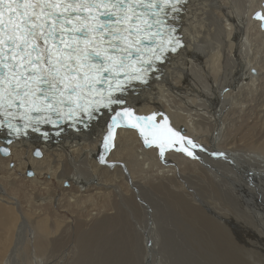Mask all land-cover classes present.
<instances>
[{"label": "bare ground", "instance_id": "6f19581e", "mask_svg": "<svg viewBox=\"0 0 264 264\" xmlns=\"http://www.w3.org/2000/svg\"><path fill=\"white\" fill-rule=\"evenodd\" d=\"M263 1L189 0L174 15L185 46L159 66L158 77L129 88L124 106L113 107L116 111L129 107L139 116L156 114V123L167 117L170 127L196 144L194 136L207 134L203 150H194L204 168L175 149H166L161 157L155 145L145 146L136 129L124 126L116 128L113 146L105 150L103 138L114 111L102 112L87 129L75 132L65 128L51 138L55 143L43 142L35 133L9 139L6 131H0V149L7 150L6 156L0 154V264H62L54 255L57 239H50L55 232L50 229L49 215L63 216H59V201L66 190L64 181L71 184L66 205L79 206L82 217H99L94 221L96 227L109 217L123 219H116L117 235H134L127 230L124 217H146V232L130 224L143 234H151V217H188L191 233L212 241H204L203 253L193 247L190 260L179 258L180 264H264V174H260L264 173V22L261 27L262 21L251 17L255 10L264 14ZM250 118L255 123L248 128L249 149L235 150L236 142L243 144L236 136L237 128ZM229 119L235 134L221 144ZM217 144L225 149H218ZM35 150L40 151V157L33 156ZM102 156L104 163H100ZM186 162L193 168L186 167ZM25 170L31 172L26 175L30 178L24 176ZM6 184H22L44 195L23 206L18 193L10 192ZM103 200L111 202V211L104 204L98 207ZM49 202L57 206L52 212L44 208ZM162 203V216H157ZM88 208H92L90 213L83 215ZM64 211L75 217L71 210ZM232 214L240 216L242 226ZM249 230L255 238L249 236ZM108 240L114 243L110 237ZM199 241L198 246L203 239ZM81 243L84 247L89 244ZM145 244L143 249L149 253L146 240ZM100 255L94 264H110L108 257ZM120 258L114 261L118 264ZM78 259L72 264L84 260Z\"/></svg>", "mask_w": 264, "mask_h": 264}, {"label": "snow or ice", "instance_id": "6c2138e0", "mask_svg": "<svg viewBox=\"0 0 264 264\" xmlns=\"http://www.w3.org/2000/svg\"><path fill=\"white\" fill-rule=\"evenodd\" d=\"M183 2L0 0V127L17 136L29 128L40 132L41 125L87 127L108 110L115 114L103 138L105 150L113 146L116 128L124 126L136 129L161 157L175 149L196 159L194 150L201 146L170 127L167 117L156 123V114L113 108L125 105L123 94L135 82L147 84L158 62L181 47L168 20ZM255 18L264 22L260 12Z\"/></svg>", "mask_w": 264, "mask_h": 264}, {"label": "rangeland", "instance_id": "374dc122", "mask_svg": "<svg viewBox=\"0 0 264 264\" xmlns=\"http://www.w3.org/2000/svg\"><path fill=\"white\" fill-rule=\"evenodd\" d=\"M257 6L254 5L253 9H255ZM252 10V6L250 8ZM256 11V10H255ZM254 11V12H255ZM253 16V14H252ZM251 16V17H252ZM254 19V18H253ZM256 20V19H254ZM264 29V28H263ZM262 30V29H261ZM136 93H134V95H136ZM263 112H264V108H263ZM264 114V113H263ZM171 118V117H169ZM253 120V118H250L249 120L247 119H244L245 123L243 125L240 126V128L238 129L237 128V138L238 140H243V144L242 142H236V146H235V150H240L242 152H245V151H248L249 149V146H250V141H249V131H248V128L251 127L255 121L251 122ZM226 129H228L227 132L222 133V140L220 141L221 144L222 143H227L229 141V137L231 136H234V132L232 131L233 127L231 126L230 124V119L228 120L227 122V127ZM252 132V130H251ZM223 134L225 136H223ZM227 134V135H226ZM207 134H204L202 135L203 137L202 138H199L200 136L199 135H196L194 137H197L196 141H198L199 143L197 145L203 147V144L204 145H207V139L205 140V136ZM189 136V135H188ZM201 143V144H200ZM57 145V144H55ZM215 146V145H214ZM57 147V146H56ZM217 148L220 149V150H224L225 148H223L222 146H220L219 144H217ZM2 157V156H1ZM4 158V157H3ZM6 158V157H5ZM196 161V164L197 166L199 167H202V164L200 163V161L198 159H195ZM194 161V162H195ZM12 161H10L9 163V167L11 166ZM253 165H256L258 166V164L255 163V161L253 160ZM185 166L186 167H190V169L193 168V166L191 165H188V162L185 163ZM197 166H195L197 168ZM257 168H260V167H257ZM26 171V170H25ZM25 171H24V176L26 178H30L28 176H26L25 174ZM260 174H264V173H260ZM71 185L69 182L67 181H64L63 184H62V187L63 188H66V190L64 191L59 203V207H60V212H59V216L61 214H63L62 217H58L55 218L53 217L52 215H49L50 218H49V223H50V229L53 230L54 233H52L53 236H50V239L52 238L53 239H57L56 242H55V245H54V250L53 251H56L54 252V255H55V258L58 259V261L61 260V263L62 264H72V262H75L76 259L80 260L81 258H83L84 260L81 261V264H94V261H98V258L99 255L101 256V258L103 257H108L106 258L105 260L107 261V263H110V264H117V262H115L114 260L116 259H119L120 257V260H119V263L118 264H180L181 262V259L184 258V262L185 261H189L191 256L193 255V247L196 249L197 252H204V250L206 248H204V244L206 242V239L207 241H209L208 239L211 240V238L209 237H206L204 236L202 238V236L200 235H194L192 232V225H191V220L188 218V217H151V227L153 229H151V234L147 232V234H143L142 232H139V230L137 229V227H132L130 224L132 225H138L141 230H144V232H146V217L145 218H139V219H135V217H124L125 221L127 224H129V226H127V230L130 229V232L134 235H123V232L119 233L118 235L116 234V227L117 224L116 223V219L117 220H120L121 217H109L107 219V221H105L106 223L103 225V226H95L96 223H97V220L99 217H91L93 215H90L89 217H82L81 215V211H80V207L79 206H76L75 204L73 205H66L68 204V199H67V194L69 193L68 192V189L70 188ZM251 185V184H250ZM8 189L11 188V190H9L10 192L12 193H18L22 203H23V206L27 204H31L32 205V202L34 203V201H37V199H39V197L43 196L44 194H39L40 192L38 190L34 191L32 190L30 187H26L25 185H22V184H16V186L14 187H10L8 184L5 185ZM13 189V190H12ZM20 189V190H19ZM29 189V190H28ZM55 189L53 186H52V189L51 191H55L53 190ZM25 191V192H24ZM67 191V193H66ZM31 196V197H29ZM45 193V192H44ZM63 199V200H62ZM24 201H25V204H24ZM29 201V202H28ZM67 201V202H66ZM101 205L99 204L98 207H102L103 206H106L107 207V211L108 210H112V207L109 206L111 205V202L108 201V200H103V201H100ZM109 204V205H108ZM36 206V205H35ZM45 207V210H54L55 207H57L56 205L52 204L50 206V202H49V205H44ZM62 206V207H61ZM65 206V207H64ZM67 206V207H66ZM79 207V208H78ZM90 207V206H89ZM236 207V210L237 211H240V208L238 205H235ZM164 208V203H162V209L158 212L157 216H162V210ZM65 209H68V211H74L70 213H72L75 217H70L65 213ZM79 209V210H78ZM87 209V208H86ZM92 208H88V212H84L83 215L85 213H90V210ZM62 211V212H61ZM115 211V210H114ZM52 212V211H51ZM79 212V213H78ZM226 214L229 215V213L227 212V210L225 211ZM66 215H65V214ZM95 213V212H93ZM108 213V212H107ZM53 214V213H52ZM55 214V213H54ZM78 214V215H77ZM55 215H58V214H55ZM233 216H230L234 219L237 218V220L239 219V221L241 220L236 214H232ZM236 216V217H235ZM238 216V217H237ZM66 217V218H65ZM63 218V219H62ZM51 219V220H50ZM62 219V220H61ZM85 219V220H84ZM150 219V218H149ZM55 220V221H54ZM64 220V221H63ZM84 220V221H83ZM96 220V221H95ZM104 220V219H103ZM123 220V219H121ZM128 220V221H127ZM136 222H135V221ZM56 221H58L57 223H55ZM82 221V222H81ZM96 223H95V222ZM132 221H134L132 223ZM243 221V220H242ZM242 221H240V224L236 221H233L232 223L234 225H243L242 224ZM52 222V223H51ZM84 222V223H83ZM129 222V223H128ZM186 223V224H185ZM53 224V226H52ZM62 224V225H61ZM83 224V225H82ZM92 224V225H91ZM94 225V226H93ZM63 228H62V227ZM83 226V228H82ZM93 226V227H91ZM107 226V227H106ZM89 227H91L89 229ZM103 227H104V231H103ZM144 228V229H143ZM66 229V230H65ZM84 229V230H83ZM89 229V230H88ZM101 229V230H100ZM59 230V231H57ZM61 230V231H60ZM86 233H83V231ZM100 230V231H99ZM155 230V231H154ZM63 231V232H62ZM78 231V232H77ZM64 232H66L64 234ZM135 232L137 234H135ZM255 232V231H254ZM248 234L249 236H252L253 238H255L254 235H252L251 231L249 230L248 231ZM123 235V236H122ZM150 235V236H149ZM56 236V237H55ZM148 236V237H146ZM198 236V237H197ZM63 237V238H62ZM77 237H79L77 239ZM109 237L111 239L114 240V243L113 244H110V240ZM124 237V238H123ZM130 239H129V238ZM196 237L197 240H193L194 238ZM81 238V239H80ZM104 238V240H103ZM108 238V239H107ZM250 238V237H249ZM59 239V240H58ZM93 239V240H92ZM194 242V244L191 242V240ZM203 239V242L202 244L200 243L199 246L197 245L200 241L199 240H202ZM205 239V240H204ZM67 240V241H66ZM82 240H85L86 245L85 247L82 245L81 241ZM123 240V241H122ZM129 240V241H128ZM145 240L147 241V243L149 244V248H148V252L147 253V249L144 251L143 249V245L145 244ZM154 240V241H153ZM156 240V241H155ZM107 241V242H105ZM120 241V242H119ZM125 241V242H124ZM142 241V242H141ZM196 241V242H195ZM198 241V242H197ZM205 241V242H204ZM65 243V245H64ZM95 243V244H94ZM108 245H106V244ZM143 243V244H142ZM167 243V244H166ZM62 244V245H61ZM91 244V245H90ZM104 244V245H103ZM129 244V246H128ZM156 244V245H155ZM215 244V243H213ZM60 245V246H59ZM77 245V246H76ZM107 247H106V246ZM110 245V246H109ZM118 245V246H117ZM122 245V246H121ZM146 245V244H145ZM166 245V246H165ZM172 245V246H171ZM217 245V244H216ZM59 246V247H58ZM75 246V247H74ZM101 246V247H100ZM126 246V247H125ZM184 246L186 247L185 250L184 249ZM221 246V245H220ZM56 247V248H55ZM73 247V248H72ZM78 247H81V248H78ZM89 249H88V248ZM91 247V248H90ZM102 247H104V249H101ZM106 247V249H105ZM113 247V248H112ZM121 247V248H120ZM159 247V248H158ZM161 247V248H160ZM164 247V248H163ZM168 247V248H167ZM190 247V248H189ZM76 248V249H75ZM78 248V249H77ZM87 248V249H86ZM94 248V250L92 249ZM112 248V249H111ZM124 248V249H123ZM131 248V249H130ZM155 248V249H154ZM60 251H59V250ZM64 249H67V250H64ZM73 249V250H72ZM97 249V250H96ZM101 249V250H100ZM181 249V252L179 251ZM83 250V251H82ZM89 250V251H88ZM104 250H105V253H104ZM137 252H136V251ZM187 250V251H186ZM220 250H222V247H220ZM62 251V252H61ZM68 251V252H67ZM76 251V252H75ZM80 253H79V252ZM96 251V252H94ZM101 251V253H100ZM116 251V253H115ZM133 251V252H132ZM135 251V252H134ZM177 251V252H176ZM189 251V252H188ZM263 251V250H262ZM60 252V253H58ZM74 252V253H73ZM78 252V254H77ZM94 252V253H93ZM108 252V253H106ZM113 252V253H112ZM174 252V253H173ZM240 252V251H239ZM264 252V251H263ZM58 253V255L56 254ZM89 253V254H88ZM96 253V254H95ZM110 253V254H109ZM119 253V254H118ZM127 253V254H126ZM133 253V254H132ZM145 253H146V263L145 261H143L144 257H145ZM180 253V255H179ZM68 254V255H67ZM77 254V255H76ZM87 254V255H86ZM99 254V255H98ZM109 254V255H108ZM116 256H114V255ZM122 254V255H121ZM127 255V257H125V255ZM132 254V255H131ZM184 254V255H183ZM191 256H190V255ZM83 255V256H82ZM103 255V256H102ZM106 255V256H105ZM113 255V257H112ZM137 255V256H135ZM143 255V256H142ZM182 255V257H181ZM134 256V257H133ZM174 256V257H173ZM66 257V259H65ZM73 257V258H72ZM112 257V259H111ZM115 257V258H114ZM125 257L127 260H125ZM136 258V259H132V258ZM188 257V258H187ZM22 259L25 260V263L27 262L26 261V258L24 256H21ZM62 258V259H61ZM64 258V259H63ZM160 258V259H159ZM181 258V259H179ZM17 259V258H16ZM56 259V260H57ZM68 259V260H67ZM86 259V260H85ZM132 259L134 261L130 260ZM150 259V260H148ZM246 259H249V258H246ZM74 260V261H73ZM90 260V261H89ZM113 260V261H112ZM123 260V261H122ZM180 260V261H179ZM14 261H17V260H14ZM19 261V260H18ZM66 261V262H64ZM89 261V262H88ZM123 263H122V262ZM136 261V262H135ZM169 261V262H168ZM71 262V263H70ZM86 262V263H84ZM92 262V263H91ZM121 262V263H120ZM125 262V263H124ZM142 262V263H141Z\"/></svg>", "mask_w": 264, "mask_h": 264}, {"label": "water", "instance_id": "95a60500", "mask_svg": "<svg viewBox=\"0 0 264 264\" xmlns=\"http://www.w3.org/2000/svg\"><path fill=\"white\" fill-rule=\"evenodd\" d=\"M262 6L264 7V1L262 2ZM257 12H260V10H257V11H255L254 13H253V18L254 19H256L255 18V14L257 13ZM261 13V12H260ZM261 27H263V22H261ZM9 139L10 138H12V137H8ZM43 142L45 141L46 142V140H42ZM53 143L55 142L54 140L52 141ZM37 150H35L34 152H33V156H35V157H40V156H36L35 155V152H36ZM39 151V150H38ZM40 152V151H39ZM0 154L2 155V156H6L7 154H5L4 152H2V151H0ZM29 173H31L29 170L28 171H26V175H28V176H30V174Z\"/></svg>", "mask_w": 264, "mask_h": 264}]
</instances>
